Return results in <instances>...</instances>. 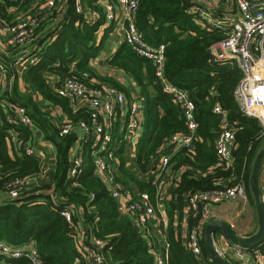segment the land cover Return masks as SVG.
<instances>
[{
	"label": "trees",
	"instance_id": "obj_1",
	"mask_svg": "<svg viewBox=\"0 0 264 264\" xmlns=\"http://www.w3.org/2000/svg\"><path fill=\"white\" fill-rule=\"evenodd\" d=\"M75 1L63 0V10L52 15L39 29L38 41L32 48L37 50L40 60L23 75L25 91L21 90L19 79L12 86H3L0 81V198L3 196L0 199V241L15 247L34 245L41 264H78L82 253L77 229H81L84 243H90L92 238L105 242L103 252L109 264H154L148 241L131 218L121 213L118 201L96 174L89 153L90 143L83 146L82 174L73 180L68 178L70 150L78 133L74 131L61 137V124L50 110L61 108L67 119L75 123H89L90 115L85 109L75 111L67 99L60 97L55 91L60 84L52 85L46 79V73H54L61 80L71 74V70L86 72L98 81L129 92L113 77L98 76L92 66L103 48L104 38L100 43L97 41L98 32L106 25L103 9L95 4L96 0H84L86 9L100 15L97 21L90 23L83 14L76 12ZM201 1L141 0L136 19L137 28L150 45L166 46L167 81L186 90L196 105L198 129L193 150L180 148L171 160L173 170L182 171V175L166 206L169 264H205L190 250L187 237L182 238L181 207L192 193L216 190L240 179L244 180L249 198L254 201L249 182L257 153L264 143L261 122L243 113L234 98L243 78L239 66L217 61L208 53L226 39L227 29H203L190 13L196 6L203 7ZM24 6L21 2L4 0L0 5V16L11 19L14 13L10 14L8 9L18 7V13ZM6 58L0 60L7 61ZM107 64L134 82L144 100L145 123L135 165L141 174H145L153 168L152 157L158 156L161 147L173 135L187 133L185 120L173 99L163 92L150 60L138 56L125 44ZM72 65L75 68L72 69ZM16 105L27 109L36 126L35 131L20 123L9 124L8 119L14 114ZM216 105L226 111L229 124L235 129L234 164L229 169L220 165L216 153V139L221 130V117L213 111ZM12 131L18 134L16 143L10 141ZM40 134L56 148L55 172L50 173L47 183L37 187H30V184L18 198L10 199L6 191L13 180L34 178L42 173L40 160L24 152L27 146H36L35 139ZM117 156L121 164L116 181L134 192H147L153 196V177L140 178L126 166L125 144L121 143ZM65 210L74 211L75 227L62 216ZM187 225V233H190L197 223L190 217ZM261 244L264 246V241L253 247ZM201 246L206 263L215 264L206 251L204 238ZM7 264L29 262L21 259Z\"/></svg>",
	"mask_w": 264,
	"mask_h": 264
},
{
	"label": "built area",
	"instance_id": "obj_2",
	"mask_svg": "<svg viewBox=\"0 0 264 264\" xmlns=\"http://www.w3.org/2000/svg\"><path fill=\"white\" fill-rule=\"evenodd\" d=\"M3 1L0 0V5ZM11 1L25 5L18 13V7L8 9L10 14L14 13L11 19L0 16V38L5 39L6 49L11 50V54L17 52L7 57V61L0 60V76L7 77L12 86L15 80L22 79L24 73L39 62L40 57L37 50H33V43L38 41L39 29L50 21L52 15L63 10V0ZM209 2L211 1L202 0L203 7L196 6L190 13L194 15L196 23L204 29L210 31L227 29L226 39L212 47V55L217 61L236 63L239 66L243 78L234 92V98L243 113L257 118L264 127V117L261 116V111H264V0H229L228 8L232 7L238 12V17L230 25L213 15ZM140 3L141 0H96L95 4L103 9L106 23L117 24V31H121L124 42L138 56L152 62L155 77L162 84L163 92L173 99L185 120L187 133L173 135L161 147L158 156L152 157L154 163L152 170L141 174L137 168H132L136 164L133 161L137 160V147L145 123L144 101L140 97L134 95L129 99L123 91L113 85L98 81L89 73H77L74 70H71V74L56 87L55 91L60 97L67 99L75 111L85 109L90 115L89 123L85 121L75 123L67 119L61 124V137L74 131L81 132L75 146L70 150L71 167L68 178L73 180L82 174L83 146L90 143L89 153L93 159L95 172L107 184L112 197L118 201L121 213L131 218L143 238L148 241L154 263L169 264L170 244L166 238L163 247L160 246L149 224L152 220L158 219L160 223L167 225L168 213L165 203L171 196V189L173 190V181L168 175L172 168L171 160L180 148L193 150L198 121L196 105L190 94L168 82L165 77L166 46L150 45L136 26ZM75 8L76 12L83 14L85 20L90 23L100 18L98 12L86 9L84 0H76ZM213 111L221 117V130L215 144L216 153L220 165L229 169L234 164L235 129L230 126L228 114L220 105H216ZM13 112L8 119L9 124L20 123L36 130L25 107L16 105ZM10 141L18 142L16 132L10 133ZM121 143L125 144L126 166L134 170L140 178L153 177L155 186L153 196L147 192H134L116 181L121 164L117 151ZM24 152L27 156L37 157L44 166V175L47 174L49 169L45 167L44 155L38 147L27 146ZM34 178L13 180L7 187V197L18 198ZM249 199L243 179L216 190L195 192L188 196L187 220L191 217L197 225L186 234V237L188 247L201 263L209 264L204 260L201 240L204 238L206 224L214 219L212 208L227 202H247ZM62 216L75 227L74 211L65 210ZM77 231L82 253L80 264H109L103 252L105 242L92 238L91 246L86 248L83 231L81 229ZM215 245L219 254L231 263L264 264L263 244L245 249L231 244L224 234L218 233L215 235ZM3 257L13 260L26 259L29 264H41L40 255L34 245L23 248L0 241V259Z\"/></svg>",
	"mask_w": 264,
	"mask_h": 264
},
{
	"label": "crops",
	"instance_id": "obj_3",
	"mask_svg": "<svg viewBox=\"0 0 264 264\" xmlns=\"http://www.w3.org/2000/svg\"><path fill=\"white\" fill-rule=\"evenodd\" d=\"M102 1H105V0H102ZM210 1L211 2H209L208 5H209L210 10L213 12V15L219 20H224L225 24L230 25V23L236 20V18L238 17L237 10H235L232 7L228 8L229 1L227 3L220 2V0H210ZM56 23L58 22L56 21ZM105 24L106 25L102 27L100 31L98 32V39H97L98 43H100L101 41H103V38H104L103 48L100 52L99 57L92 62V66L95 69L98 76L113 77L116 81L119 82L121 86H124L127 90H129L128 93H125L129 99L134 97V95H137L143 100V98L140 96L138 86L134 82H131V80L128 79L121 71L115 70L109 67V65L107 64L108 59L113 57L117 53V51L126 43L123 40L121 31H117L118 29H117L116 23H105ZM109 27H112V28L109 30V32H107V29ZM10 51L11 50L6 49L5 39L3 37L0 38V58L5 57V56L6 57L12 56L13 54H11ZM73 68L75 67L72 65V69ZM46 79L49 82H51L52 85H55L57 83L61 84L65 78L60 80L58 75L54 73H46ZM1 82L3 86L10 85V80L7 77H3ZM19 82H20V88L24 92L25 84L23 82V79H19ZM101 82H104V81H101ZM52 111H53L52 115H54L55 120L59 124H62L63 122L67 120V116L64 114L61 108H57L54 110L52 109ZM143 130H144V127H143ZM77 133H78V136L81 135L80 131H77ZM35 142H36V147H38L39 151L44 155V158L46 160L48 156H50L49 158L50 160L48 159L49 162L47 164L48 165L50 164L51 166H50L49 172H47V174H45L44 177H42V175L35 177L32 180L30 187H37V186H41L47 183L49 181L48 177L50 173L51 175L54 174L55 169H56V163H57V151L54 145H52L49 142H46L43 139L42 134L36 137ZM133 162H136V160H134ZM132 168L135 169L136 168L135 165H133ZM168 175L170 176L169 177L170 180L173 181V189L176 188L181 180L182 171H176V170H173V168H171ZM260 185H261L262 195L264 198V170L263 169H262V174H261V179H260ZM171 192H172V189H171ZM53 194L56 195V191ZM2 197L0 199H3ZM171 199H172V195L169 197V199L165 203L166 211H167V207H166L167 203ZM249 202H250V199L247 202L234 201V202H227V203H224L218 206H214L212 208V211L214 213L213 220H224L230 223L239 235L245 236V237L251 236L254 233H256L258 229V221H257L256 209L254 212L253 207ZM181 209H180L181 210L180 213L182 215L181 225L183 229L182 238L185 239L186 234H187V229H188V225H187L188 220H187V214H186L187 213V202H184ZM255 217H256V221H255ZM166 221H167V225L166 223H160L158 219L152 220L149 224L153 236L158 240L160 246L162 247L164 244V240L167 238L166 233H167L168 224H169V219H168L167 214H166ZM204 232H205V229H204ZM91 243H92V240L88 244L85 243L84 246L86 248H89L91 246ZM28 246L29 245H24V246H19V247L27 248ZM0 261L2 264H7V262L9 261H16V260L3 257L0 259ZM78 264H80V262Z\"/></svg>",
	"mask_w": 264,
	"mask_h": 264
},
{
	"label": "water",
	"instance_id": "obj_4",
	"mask_svg": "<svg viewBox=\"0 0 264 264\" xmlns=\"http://www.w3.org/2000/svg\"><path fill=\"white\" fill-rule=\"evenodd\" d=\"M212 53L211 50L208 51ZM264 164V143L257 153L256 159L252 167L250 177V190L255 202L257 214L258 229L256 233L245 237L239 235L234 227L224 220H212L207 223L204 232V244L208 255L215 264H232L227 259L222 257L217 251L215 245V235L222 233L234 245L241 248H250L259 245L264 241V199L261 191L260 179Z\"/></svg>",
	"mask_w": 264,
	"mask_h": 264
},
{
	"label": "rangeland",
	"instance_id": "obj_5",
	"mask_svg": "<svg viewBox=\"0 0 264 264\" xmlns=\"http://www.w3.org/2000/svg\"><path fill=\"white\" fill-rule=\"evenodd\" d=\"M2 78H3V77L0 76V81H2ZM49 110H50V109H49ZM50 111H52V110H50ZM52 112H53V111H52ZM54 112H55V111H54ZM49 158H50V156H48L47 160L45 159V162H44V163H45V167L48 168V169H50V166H51L50 164H49V165L47 164V163L49 162V160H50ZM48 159H49V160H48ZM46 165H48V166H46ZM42 166H43V165H42ZM43 167H44V166H43ZM43 169H44V168H42V173L40 174V175H42V177L45 176V175H44V172H43ZM48 172H49V170H48ZM54 192H55V191H53V193H54ZM249 203L252 205V207H253V211L255 212V205H254L255 203H254V201L250 200ZM246 214H247V212H246ZM255 221H256V217H255Z\"/></svg>",
	"mask_w": 264,
	"mask_h": 264
},
{
	"label": "bare ground",
	"instance_id": "obj_6",
	"mask_svg": "<svg viewBox=\"0 0 264 264\" xmlns=\"http://www.w3.org/2000/svg\"><path fill=\"white\" fill-rule=\"evenodd\" d=\"M261 116L264 117V111H261Z\"/></svg>",
	"mask_w": 264,
	"mask_h": 264
}]
</instances>
